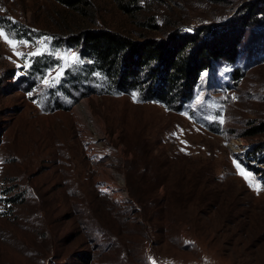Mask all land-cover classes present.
Segmentation results:
<instances>
[{"label": "rangeland", "instance_id": "rangeland-1", "mask_svg": "<svg viewBox=\"0 0 264 264\" xmlns=\"http://www.w3.org/2000/svg\"><path fill=\"white\" fill-rule=\"evenodd\" d=\"M80 2L0 0V26L27 41L0 38V264H264V53L162 103L115 90L71 43L220 31L264 0ZM257 18L239 26L247 45L264 44ZM85 102L99 155L74 115Z\"/></svg>", "mask_w": 264, "mask_h": 264}, {"label": "trees", "instance_id": "trees-1", "mask_svg": "<svg viewBox=\"0 0 264 264\" xmlns=\"http://www.w3.org/2000/svg\"><path fill=\"white\" fill-rule=\"evenodd\" d=\"M60 1L70 8L81 3V0ZM242 12L236 21L220 31L204 27L186 33L177 30L165 42L138 44L103 29L84 31L72 38L71 43L79 55L91 62V71L108 79L115 90L140 89L145 99L184 103L192 97L204 70L217 63H235L240 53H264V44L254 38L247 45L246 32L239 31V26L248 30L259 23L257 15L264 13V3H255ZM231 74L235 77L232 80L238 79V73ZM137 198L142 201L140 196Z\"/></svg>", "mask_w": 264, "mask_h": 264}, {"label": "bare ground", "instance_id": "bare-ground-1", "mask_svg": "<svg viewBox=\"0 0 264 264\" xmlns=\"http://www.w3.org/2000/svg\"><path fill=\"white\" fill-rule=\"evenodd\" d=\"M74 115H76V121H77V126L79 127L80 131H81V137L83 142L86 144L87 148L89 150H95L96 153L98 154V149H96V138L94 139L89 132V128L99 132V127L101 126L99 125L96 121H94V119H92L89 115V110H88V106L87 103H82L80 109L75 107V111H74ZM79 116H83L82 118H80ZM85 117L88 119V121L90 122V124H86L85 123ZM100 138V135L98 134L97 139ZM112 198H119L120 194L118 192H114L111 194Z\"/></svg>", "mask_w": 264, "mask_h": 264}, {"label": "snow or ice", "instance_id": "snow-or-ice-1", "mask_svg": "<svg viewBox=\"0 0 264 264\" xmlns=\"http://www.w3.org/2000/svg\"><path fill=\"white\" fill-rule=\"evenodd\" d=\"M9 19L11 20L12 18L9 17ZM14 36H15L14 33L6 32L4 27L0 26V38H3L7 43L10 44V46L15 47L17 44H27V41H23V40L17 41V40L9 38V37H14ZM45 39H50V38H45ZM17 54L22 55L21 53H17ZM36 54H38V53H32L31 55H36ZM133 96L135 97V94H133ZM184 143H186V142H184ZM234 163H235V161H234ZM236 166L238 168L240 167L238 164ZM248 175H250V174L245 175V179L248 178Z\"/></svg>", "mask_w": 264, "mask_h": 264}]
</instances>
